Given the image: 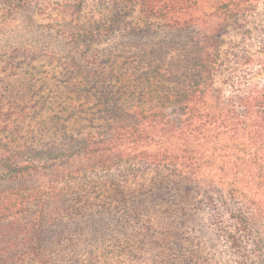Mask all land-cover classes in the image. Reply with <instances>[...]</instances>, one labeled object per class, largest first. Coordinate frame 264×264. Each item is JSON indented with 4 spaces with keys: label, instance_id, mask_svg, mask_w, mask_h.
Wrapping results in <instances>:
<instances>
[{
    "label": "trees",
    "instance_id": "obj_1",
    "mask_svg": "<svg viewBox=\"0 0 264 264\" xmlns=\"http://www.w3.org/2000/svg\"><path fill=\"white\" fill-rule=\"evenodd\" d=\"M0 264H264V0H0Z\"/></svg>",
    "mask_w": 264,
    "mask_h": 264
}]
</instances>
